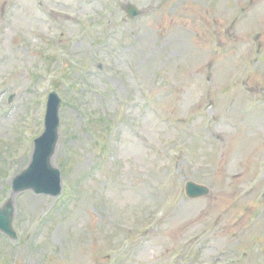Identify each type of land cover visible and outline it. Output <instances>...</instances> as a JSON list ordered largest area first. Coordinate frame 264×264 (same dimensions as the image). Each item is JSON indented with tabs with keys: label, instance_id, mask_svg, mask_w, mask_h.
Listing matches in <instances>:
<instances>
[{
	"label": "rangeland",
	"instance_id": "obj_1",
	"mask_svg": "<svg viewBox=\"0 0 264 264\" xmlns=\"http://www.w3.org/2000/svg\"><path fill=\"white\" fill-rule=\"evenodd\" d=\"M50 90L63 190L0 264H264V0H0V205Z\"/></svg>",
	"mask_w": 264,
	"mask_h": 264
},
{
	"label": "water",
	"instance_id": "obj_2",
	"mask_svg": "<svg viewBox=\"0 0 264 264\" xmlns=\"http://www.w3.org/2000/svg\"><path fill=\"white\" fill-rule=\"evenodd\" d=\"M130 16H136L139 11L129 5L127 9ZM61 98L58 93L52 91L49 96L47 113L45 119V131L35 141V150L30 165L12 183L13 194L25 190H33L36 194H50L57 196L61 192L60 171L53 167L52 158L59 140L60 117L59 110ZM187 195L191 198L205 196L209 189L205 186L188 182L186 186ZM15 206L13 196L0 208V231L15 239L13 230V219Z\"/></svg>",
	"mask_w": 264,
	"mask_h": 264
}]
</instances>
